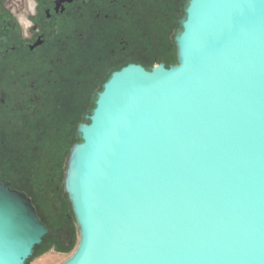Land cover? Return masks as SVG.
I'll use <instances>...</instances> for the list:
<instances>
[{
	"label": "water",
	"instance_id": "obj_1",
	"mask_svg": "<svg viewBox=\"0 0 264 264\" xmlns=\"http://www.w3.org/2000/svg\"><path fill=\"white\" fill-rule=\"evenodd\" d=\"M175 64L110 74L76 128L61 264H264V0H186ZM0 185V264L49 229Z\"/></svg>",
	"mask_w": 264,
	"mask_h": 264
},
{
	"label": "flooded vegetation",
	"instance_id": "obj_2",
	"mask_svg": "<svg viewBox=\"0 0 264 264\" xmlns=\"http://www.w3.org/2000/svg\"><path fill=\"white\" fill-rule=\"evenodd\" d=\"M185 1L0 0V185L29 197L49 233L32 193H53L35 181L51 186L61 149L71 137L77 141L72 126L82 102L77 126L111 73L171 63L173 56L175 63ZM18 18L31 21L27 35ZM61 225L57 233L67 238Z\"/></svg>",
	"mask_w": 264,
	"mask_h": 264
},
{
	"label": "rangeland",
	"instance_id": "obj_3",
	"mask_svg": "<svg viewBox=\"0 0 264 264\" xmlns=\"http://www.w3.org/2000/svg\"><path fill=\"white\" fill-rule=\"evenodd\" d=\"M170 65L174 63V56L170 59ZM158 63H155V65ZM87 100V99H86ZM84 100L82 103V112L85 113V102ZM87 108V107H86ZM79 113L76 118V122L72 126V133L74 134V130L79 122L82 121V114ZM75 137H71L66 147L62 148L60 151V161L57 167L58 174L55 177L54 181H52L51 186L45 183V180L39 179L35 181L36 187H42L45 191L49 192L50 188L53 195L46 194H35L33 195V201L36 204L38 214L41 215L43 220L49 226L51 232L42 240L40 246H38L33 253L32 257L29 259L27 264H61L66 259H68L75 247L78 243V230L75 227L74 220L72 217V213L70 210V204L68 203L66 194L63 191V181H64V174L66 169V164L68 160L69 151L72 147L73 143H76ZM1 170V168H0ZM4 175L2 172H0ZM11 181L25 190L28 188L26 185H21L19 179H11ZM64 215L68 217V224L66 223L67 227H69V232L71 234V238H69V245H67V240L63 234H58L57 232V225L64 223L63 218ZM59 228V226H58ZM64 232H68L67 229ZM68 239V234H67ZM59 242V243H58ZM61 242H65L66 246L61 245ZM58 243V244H52ZM64 246V247H63Z\"/></svg>",
	"mask_w": 264,
	"mask_h": 264
},
{
	"label": "trees",
	"instance_id": "obj_4",
	"mask_svg": "<svg viewBox=\"0 0 264 264\" xmlns=\"http://www.w3.org/2000/svg\"><path fill=\"white\" fill-rule=\"evenodd\" d=\"M165 65H170V63H165ZM69 203V202H68ZM71 210V209H70ZM72 213V212H71ZM72 217H73V215H72ZM73 220H74V217H73ZM63 221H64V223L63 222H61V226H62V228H63V230H65V229H67V231L68 232H66L67 234H68V239L66 238V240H67V245H69V238H71V234H70V232H69V227H67V225H66V223L68 224V217L67 216H65L64 215V218H63ZM74 224H75V221H74ZM58 226V225H57ZM59 243V242H58ZM58 243H52L53 245L54 244H58ZM61 245H64V246H66V244H65V242H61ZM40 246V245H39ZM63 246V247H64ZM38 247V246H37ZM37 247H35L34 248V251H33V253L35 252V250H36V248Z\"/></svg>",
	"mask_w": 264,
	"mask_h": 264
},
{
	"label": "clouds",
	"instance_id": "obj_5",
	"mask_svg": "<svg viewBox=\"0 0 264 264\" xmlns=\"http://www.w3.org/2000/svg\"><path fill=\"white\" fill-rule=\"evenodd\" d=\"M30 10L32 11V14L34 15L35 14V5L34 4L31 6ZM18 21L25 28V35H27V31L26 30H27L28 27H31V21L26 20L24 18H18Z\"/></svg>",
	"mask_w": 264,
	"mask_h": 264
}]
</instances>
